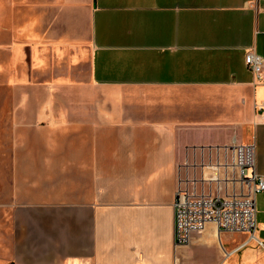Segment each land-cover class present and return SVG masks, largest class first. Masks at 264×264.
<instances>
[{
	"label": "crops",
	"instance_id": "obj_1",
	"mask_svg": "<svg viewBox=\"0 0 264 264\" xmlns=\"http://www.w3.org/2000/svg\"><path fill=\"white\" fill-rule=\"evenodd\" d=\"M3 34L19 99L0 100V264L248 247L226 251L214 225L177 247L174 205L180 186L217 194L206 174L235 146L255 143L264 174V82L245 61L264 54V0H0ZM257 211L264 247V193Z\"/></svg>",
	"mask_w": 264,
	"mask_h": 264
},
{
	"label": "built area",
	"instance_id": "obj_2",
	"mask_svg": "<svg viewBox=\"0 0 264 264\" xmlns=\"http://www.w3.org/2000/svg\"><path fill=\"white\" fill-rule=\"evenodd\" d=\"M256 82H264V54L249 50L245 58ZM257 109L264 112V104ZM232 154L223 165L213 167L206 174L208 182H216L217 194L198 193L195 189L179 187L175 197V244L189 246L195 235H201L209 225H214L219 236L225 233L246 235L248 239L235 251L258 239L257 196L264 193V174L257 169L255 143L233 147ZM223 184V186H222ZM233 188L228 193V187ZM226 189L225 194L222 191Z\"/></svg>",
	"mask_w": 264,
	"mask_h": 264
},
{
	"label": "rangeland",
	"instance_id": "obj_3",
	"mask_svg": "<svg viewBox=\"0 0 264 264\" xmlns=\"http://www.w3.org/2000/svg\"><path fill=\"white\" fill-rule=\"evenodd\" d=\"M7 35H2L0 39V100L6 101L7 99H19V95L15 92H7L5 77H1L2 70H5L6 62V42ZM3 41V42H2ZM11 142L7 140H0V149L5 150L10 147ZM8 158L3 157L6 163ZM258 238L261 239L260 236ZM248 239L246 235L236 234L232 235L225 233L223 236V246L226 251H231L234 247L241 245ZM189 264H264V247L256 241H252L248 247L243 251L238 252L233 256H224L218 247L206 240L199 244V249L195 250L189 260Z\"/></svg>",
	"mask_w": 264,
	"mask_h": 264
}]
</instances>
